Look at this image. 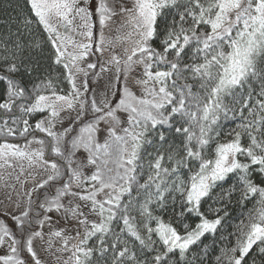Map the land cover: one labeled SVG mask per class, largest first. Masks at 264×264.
Instances as JSON below:
<instances>
[{"label": "snow or ice", "instance_id": "6c2138e0", "mask_svg": "<svg viewBox=\"0 0 264 264\" xmlns=\"http://www.w3.org/2000/svg\"><path fill=\"white\" fill-rule=\"evenodd\" d=\"M23 3L0 264H264V0Z\"/></svg>", "mask_w": 264, "mask_h": 264}, {"label": "trees", "instance_id": "16d2710c", "mask_svg": "<svg viewBox=\"0 0 264 264\" xmlns=\"http://www.w3.org/2000/svg\"><path fill=\"white\" fill-rule=\"evenodd\" d=\"M17 3H19L21 9L24 8L23 0H0V23H4L8 19L9 14L12 17L17 16V11L15 10ZM9 4L12 7H8ZM237 211L239 212V209Z\"/></svg>", "mask_w": 264, "mask_h": 264}]
</instances>
